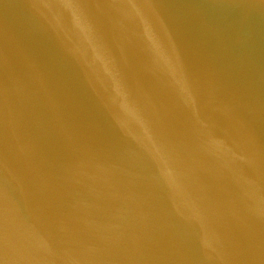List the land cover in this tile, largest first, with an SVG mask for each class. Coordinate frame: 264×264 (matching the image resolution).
Returning a JSON list of instances; mask_svg holds the SVG:
<instances>
[{
    "label": "water",
    "instance_id": "obj_1",
    "mask_svg": "<svg viewBox=\"0 0 264 264\" xmlns=\"http://www.w3.org/2000/svg\"><path fill=\"white\" fill-rule=\"evenodd\" d=\"M0 264H264V0H0Z\"/></svg>",
    "mask_w": 264,
    "mask_h": 264
}]
</instances>
